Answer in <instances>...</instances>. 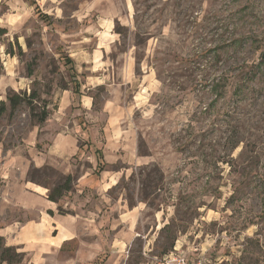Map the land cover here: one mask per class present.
Returning <instances> with one entry per match:
<instances>
[{
  "label": "rangeland",
  "instance_id": "1",
  "mask_svg": "<svg viewBox=\"0 0 264 264\" xmlns=\"http://www.w3.org/2000/svg\"><path fill=\"white\" fill-rule=\"evenodd\" d=\"M0 101V229L38 214L22 186L70 176L56 212L83 219L58 264H164L175 245L264 264V0H0ZM112 114L123 150L96 177L80 130L105 139ZM67 136L75 156L48 152Z\"/></svg>",
  "mask_w": 264,
  "mask_h": 264
},
{
  "label": "crops",
  "instance_id": "2",
  "mask_svg": "<svg viewBox=\"0 0 264 264\" xmlns=\"http://www.w3.org/2000/svg\"><path fill=\"white\" fill-rule=\"evenodd\" d=\"M68 59L70 60V58ZM73 83L74 86L75 84L78 85L75 78L73 79ZM82 99L84 100H82L83 109H90L92 106L91 100L87 97H82ZM117 120L118 119L113 114L108 117L106 121L107 137L105 139L102 138L97 140L96 138L92 137V132L87 131L85 126L81 128L82 130H80L81 134H83L84 136V139L87 136L88 138H90L89 140H87V142H89L93 146V149L100 150V152L102 153V162L105 164V166L111 163V160H107L108 156H106V149L115 148L123 150V142L121 140L122 134L121 136H117L114 131L115 123L117 122ZM78 151L79 147H76L74 145L73 138L69 136L56 138L52 142V145L48 150L49 153L57 155L63 159L75 156ZM46 155L51 156L50 154ZM93 161L94 163L92 164V167L94 168V170L92 173H94L97 166L96 156L94 153ZM110 187L111 186L107 185L105 190H103V187H101L100 185L99 189L106 191V189L108 190L110 189ZM21 190L23 191L20 204L21 211L29 214L31 210L35 209V207L38 206L40 208L38 210V214L35 215L34 218L27 219L24 222L16 220L11 225L6 226L5 228H1L0 237L5 241L6 247L21 246L22 251L27 253L30 257L29 264H58L57 256L62 253L61 250L63 244L71 241L74 238L76 228L75 222L83 219L81 215L82 209H79V214L75 213V216L78 218V220H76V217L74 216L69 217L57 213V203L48 201L43 192H38L30 189L26 185L22 186ZM29 197H34V199L30 200ZM81 200H84L83 197H81ZM122 209H124V205H121V210L118 211L117 217L120 218L122 216L121 219H125L127 215ZM121 214H123L124 217ZM61 235H63V238H61ZM181 247L182 246L175 245L173 251L177 254L185 256L189 260H194L195 257L198 256L197 253L193 251L192 253L186 252L185 250H182ZM204 255V253H201L199 257L207 260Z\"/></svg>",
  "mask_w": 264,
  "mask_h": 264
},
{
  "label": "trees",
  "instance_id": "3",
  "mask_svg": "<svg viewBox=\"0 0 264 264\" xmlns=\"http://www.w3.org/2000/svg\"><path fill=\"white\" fill-rule=\"evenodd\" d=\"M66 64H70V60L68 58L65 59ZM74 94L79 95V88L78 85L75 84L74 86ZM36 94L32 92L28 97H25L23 94H12L7 96V102L9 103L10 112L13 113L17 110V108L22 104L26 103L27 105H31L32 100L36 99ZM6 112V105L3 101H0V117ZM36 117V121L38 123H42L45 121L47 117V113L42 111L39 116L33 114V118ZM93 153L96 156L97 166L96 170L94 171V175L98 177L100 173L104 170L105 164L102 162V153L100 150L94 149ZM71 178L67 176L64 182L61 185L55 187L52 191L49 192L47 195V200L53 203H58L59 199L62 197L63 193L68 192L70 189ZM58 213L60 215H64L60 208H58ZM1 260L7 263H21V259H17L18 254H13L14 249L12 247L1 246Z\"/></svg>",
  "mask_w": 264,
  "mask_h": 264
},
{
  "label": "built area",
  "instance_id": "4",
  "mask_svg": "<svg viewBox=\"0 0 264 264\" xmlns=\"http://www.w3.org/2000/svg\"><path fill=\"white\" fill-rule=\"evenodd\" d=\"M162 261L164 264H209L204 258L199 257L196 260H189L185 256L177 253H170L165 256Z\"/></svg>",
  "mask_w": 264,
  "mask_h": 264
}]
</instances>
